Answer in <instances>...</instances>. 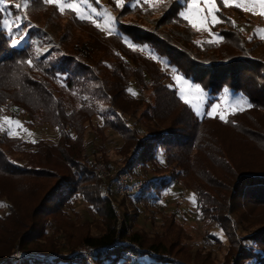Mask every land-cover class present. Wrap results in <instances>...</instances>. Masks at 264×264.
<instances>
[{
    "label": "trees",
    "instance_id": "trees-1",
    "mask_svg": "<svg viewBox=\"0 0 264 264\" xmlns=\"http://www.w3.org/2000/svg\"><path fill=\"white\" fill-rule=\"evenodd\" d=\"M130 2L123 0L115 14L117 34L109 39L76 13L71 23L92 27L94 38L87 42L69 45L68 32L54 42L46 30L23 22L26 39L17 47L0 28V114L14 106L32 126L47 124L58 134L55 143H31L0 132V264H87L75 253L80 245L100 249L94 264H264V42L244 37L227 15L242 9L219 0L220 22L209 27L218 39L202 43L179 16L184 5L169 0L150 7L146 25L125 22L134 12L142 16L143 6ZM42 3L31 0L34 6ZM124 39L146 46L200 86L208 104L228 90L246 98L249 107L225 120L196 117L157 61ZM113 45L118 47L110 66L104 59L92 62ZM217 126L236 133L238 145L262 160L249 164L240 149L230 155ZM114 137L120 144L110 149ZM100 162L142 180L143 189L127 199L115 197L113 180L96 177ZM103 186L112 198H105ZM173 187L190 191L194 200L204 230L195 249L188 236L165 239L177 222H185L177 210H158ZM78 204L85 205L89 219ZM150 211L164 218L151 234L137 225L140 214ZM14 246L22 258L13 257Z\"/></svg>",
    "mask_w": 264,
    "mask_h": 264
},
{
    "label": "rangeland",
    "instance_id": "rangeland-1",
    "mask_svg": "<svg viewBox=\"0 0 264 264\" xmlns=\"http://www.w3.org/2000/svg\"><path fill=\"white\" fill-rule=\"evenodd\" d=\"M167 1L169 0H132V2H130V6H143V9L140 11L142 16L139 15V17L136 14L137 12H134L132 16H125L124 20L125 22L141 21L142 23L149 25L150 18H148L147 14L144 12H149L148 10L151 9L150 7L160 6L163 3H166ZM171 1H176L179 4L184 5L182 11H185L186 15H189L190 19L197 23L198 27L193 28L189 20L185 19L191 25V27L195 31H197L195 32V41H197V43L216 41L218 39V37L215 36L212 31L209 30L210 25L213 24L211 22L210 17L203 26H201L199 23V16L196 14L195 8H202L206 13L207 8L203 4V0H199L198 5L194 6L192 10H189L187 8V3L189 2V0ZM217 1L218 0H216V3ZM6 2L9 6L15 4L21 5V8L19 10L15 9L14 7H9L7 9V11H10L12 13V16L9 17L10 20H14L15 17L19 15L22 18L23 22H27L29 26H31V24H36L37 26L46 30L49 38H51L54 42H58L60 40V36L65 32H68V35L70 37L68 36L69 38L66 39V41L67 43H69V45H73L75 42H87L91 40V38H94L93 35H90L89 33V28L92 29V27H88V25L84 26L70 22L71 13H76V16H78V18L93 23V25L96 26L94 28H98L100 30V37L104 39H109L106 38V36H113L117 34L115 14H117L123 6V0L120 5L117 4V0H59V3L54 2L52 4L46 3V0H43L44 3H42L43 6L41 7L31 5V0H6ZM236 2L245 3V7L251 10L242 9L243 13L240 15L227 11L229 12L227 13V15H229V18L231 20L230 22L241 31V34L244 37H253L264 42V9L260 7L259 3H249L248 0H236ZM69 5H74V7H69ZM62 6L63 10H61ZM50 7H56L57 10H59L60 12L55 13L51 10ZM145 7L148 9H146ZM23 12L25 13V15H23ZM217 23H215V25ZM10 28L12 30L11 34L9 33L8 29H3L9 35V39L11 40V42L13 40H18L20 41V43L15 46L18 47L22 45L26 39L24 24H20V28L17 29L16 23H12L10 25ZM21 37L24 38L21 39ZM124 40L125 44L131 47L133 50L140 52L145 57H149L157 61L161 71H163L165 74H167V76H169L168 81L172 83V86L176 90L179 99L184 103L185 100L188 101V103L186 104L191 107L196 117L202 118L204 115H208L210 117L218 116L220 119H222L221 116H223L222 120H225L228 114L237 111H242L249 107V102L246 98H244L240 94H234L228 90H225L223 94L218 98V100L215 101L213 104H208L210 97L206 94V92L203 91L200 86L184 78L173 67L168 66L166 60L160 59L146 46L135 45L131 43L128 39ZM113 44H116L115 41H113ZM113 46H115L116 48L112 47L110 51L106 49L99 50V52H97V55H95V60H93L92 62L95 63L99 62V59H104L103 61H106V65L109 64L108 66H110V64H112L115 59L114 55L118 47L117 45ZM64 47L68 53L71 52L70 47L67 46V44H64ZM131 93L133 95L138 94L136 90H132ZM147 93L150 92L147 91L144 93V95H147ZM237 101H240V103L238 104ZM213 107L215 108L214 112L212 111ZM94 122L99 123L100 119L96 118L94 119ZM261 126L264 127V118L261 119ZM217 128L218 129H216V134L224 141V145L226 148H228L230 155H239L240 153L238 152V149H240L244 150V153L240 154V156L244 158V160L247 161L249 164L255 165L259 160H262L261 156L257 155L256 152L246 150L243 148V146L238 145L239 140H241V138H239L236 133L230 130H226L219 126H217ZM0 132L7 133L9 136L19 137L22 140L31 143H35L39 140H47L49 142L55 143L58 138L57 131L53 127L47 124H35L34 126H32L28 117L25 114L21 113L14 106H11L5 112H1ZM119 144L120 140L117 137H114L109 148L112 149ZM245 150L247 153L245 152ZM193 155H196V158H201L202 160H204V158L201 157V153L199 152H194L192 153V156ZM100 163L108 167V169L110 170H120V168L115 167L110 163ZM120 171L124 173V171ZM132 178L134 180H137L133 176ZM190 182H193L192 178L190 179ZM112 191L114 192V195L117 198H128V196H120L117 192L115 193L113 186ZM109 194L112 198L113 195H111V193ZM163 204L165 206H163ZM114 205L117 207V209H119L117 204ZM158 206L159 212L170 213L177 210L178 213H180V215L183 216L185 219V222H179L181 227L178 228L179 224L177 222V225H174V228H171L172 231L165 238L166 241L174 242L176 239H178V237L180 238L188 236L193 241V243L191 244L193 245L194 249L196 248V246L202 243V239L204 237V230L202 228L201 223L196 219L195 204L190 191H183L179 188L173 187L166 193V195L163 197L161 203H159ZM77 210L82 213L83 219H89L86 214V208L84 204H78ZM180 215L178 217V220L182 221L183 219L180 217ZM162 220H164L163 216H156V214L151 211L144 212L139 216L137 224L138 229H142L146 233L150 234L158 232L160 230V223ZM81 246L82 245L77 247L75 253L80 252L79 249L81 248ZM213 249L215 250L218 256H221V253L217 251V247L215 244H213ZM135 250L136 253H143V250L141 249ZM125 255L131 260L136 259V255L131 252L125 253ZM13 257H23V254L18 250L17 246H14ZM84 260L86 261L85 258ZM138 261L143 263V260L141 259H139ZM86 263L94 264L93 261H91V263H88L86 261ZM189 264L197 263L190 261Z\"/></svg>",
    "mask_w": 264,
    "mask_h": 264
},
{
    "label": "snow or ice",
    "instance_id": "snow-or-ice-1",
    "mask_svg": "<svg viewBox=\"0 0 264 264\" xmlns=\"http://www.w3.org/2000/svg\"><path fill=\"white\" fill-rule=\"evenodd\" d=\"M54 2L59 3V0H46V3H49V4H52ZM248 2L249 3H259L260 7L262 9H264V0H248ZM121 3H122V0H117L118 5H120ZM198 3H199V0H189V2L187 3V8L189 10H192L194 8V6L198 5ZM222 3L225 6H230V5L234 4V6L236 8H241L244 10H251V9L245 7V3L236 2V0H222ZM203 4L207 8L206 13L204 12V10L202 8H199V7L195 8V12L199 16L200 25L203 26L205 24V22L209 19V17H210L211 22L213 24L219 22V18L215 15V12L219 10L217 7L216 0H203ZM9 7H14L15 9L19 10L21 8V5L15 4V5L9 6L6 2V0H0V28L8 29L9 33L11 34L12 30L10 28V25L12 23H16V28L19 29L20 24L23 23V20L19 15H17L14 20H10L9 17L12 16V13L10 11H7V9ZM69 7H74V5H69ZM61 10H63V6L61 7ZM179 16L183 17L184 19L189 20V22L192 24L193 28L198 27L197 23L195 21L191 20L189 15H186L185 11H181L179 13ZM23 38L24 37H21V39H23ZM12 43L15 46V45H18L20 43V41L13 40ZM29 63H31V61H29ZM185 103H188V101L185 100ZM237 103L239 104L240 101H237ZM212 111L213 112L215 111L214 107H213ZM221 118L223 119V116H221Z\"/></svg>",
    "mask_w": 264,
    "mask_h": 264
},
{
    "label": "built area",
    "instance_id": "built-area-1",
    "mask_svg": "<svg viewBox=\"0 0 264 264\" xmlns=\"http://www.w3.org/2000/svg\"><path fill=\"white\" fill-rule=\"evenodd\" d=\"M95 173L98 179L106 181L107 179L113 180V187L115 193L120 196H134L139 193L144 185L142 180H134L129 172H120V170H110L103 164H97L95 166ZM103 194L105 198H110L109 191L106 186H103ZM112 207L116 212L117 218L120 221V213L117 207L112 203ZM100 249H91L88 246L82 245L79 249L81 257L86 259L88 263H91L94 252Z\"/></svg>",
    "mask_w": 264,
    "mask_h": 264
}]
</instances>
